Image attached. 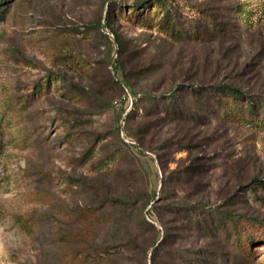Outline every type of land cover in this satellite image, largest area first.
Returning <instances> with one entry per match:
<instances>
[{"label":"rangeland","instance_id":"1","mask_svg":"<svg viewBox=\"0 0 264 264\" xmlns=\"http://www.w3.org/2000/svg\"><path fill=\"white\" fill-rule=\"evenodd\" d=\"M142 1L0 3V264H77L63 251L77 246L76 208L99 203L95 184L101 198L135 197L130 210L147 218L155 203L173 219L170 203L193 201L253 218L244 222L256 237L250 254L225 246L214 262L264 264V185L251 190L264 183L263 104L254 121L203 123L149 111L145 97L179 80L264 96V0H173L187 26L199 20L206 30L214 20L207 36L181 42L167 39L157 1L131 9ZM60 74L82 88L71 92ZM79 183L89 190L80 193ZM113 231L146 244L155 235L136 221L96 233ZM140 259L127 251L113 263Z\"/></svg>","mask_w":264,"mask_h":264},{"label":"trees","instance_id":"2","mask_svg":"<svg viewBox=\"0 0 264 264\" xmlns=\"http://www.w3.org/2000/svg\"><path fill=\"white\" fill-rule=\"evenodd\" d=\"M153 1H142L132 6L131 9L148 8ZM155 1H157L156 6L164 11L161 20L162 30L169 32L166 37L171 42L186 41L193 37L197 39L201 34L207 36L210 27L214 25V20L209 17L210 24L206 30L199 20L187 26L182 23L178 12L172 8L173 0ZM200 12L203 13L204 10L200 9ZM112 34L120 47V37L114 28H112ZM118 56L119 54L112 62L114 71L119 66ZM59 76L70 83L71 92L82 88L78 82H70L66 74ZM122 81L127 87L128 94L135 95L136 98L129 83ZM145 97L152 104L149 111L158 109L164 112L169 119H187L203 123L216 120L240 122L250 119L254 121L260 116L258 109L261 104H263L264 118V96L248 94L230 83L197 85L189 84L186 80H179L177 83L169 84L167 91L159 95L146 92ZM121 143L128 145L125 139H121ZM118 150V148L114 149L112 157L119 152ZM81 185L78 184L80 193H85L90 189L99 203H87L76 208L78 230L73 234V239L77 246L74 250L63 251V253L72 255V259L76 260L77 264H114L113 261L127 251L139 255L141 264H147L150 247H153L151 264H162V254L169 256L168 260H165L166 264H216L214 262L216 258L224 257L225 246L232 245L246 252L248 244L256 240V237L246 234L244 227V222L250 220V217L220 210L219 206L204 201L170 203L168 206L174 215L173 219H164L160 211L161 205L155 203L148 210L147 218L143 212L140 214L138 211L130 210L134 206L135 197L115 192L114 195L101 198L98 195L100 189L96 187V184L90 187L85 184L84 188ZM262 185L264 183L260 181L256 187H251V190L255 191ZM115 209L120 210L121 218L117 217ZM251 220L254 221L253 218ZM134 221L137 222L138 227H148L155 231V235L151 236L148 244H146L145 236L139 237L129 232L123 236H119L117 231L103 236L96 233L106 227L117 229L120 223L128 227ZM155 222L162 225L163 233L157 228ZM62 237L66 241L69 239L65 235ZM248 252L250 254V251Z\"/></svg>","mask_w":264,"mask_h":264}]
</instances>
